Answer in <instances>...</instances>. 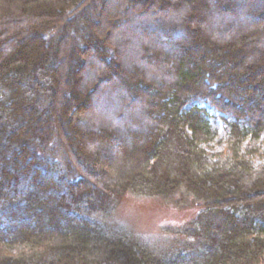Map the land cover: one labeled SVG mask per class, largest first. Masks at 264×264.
<instances>
[{"label": "trees", "instance_id": "obj_1", "mask_svg": "<svg viewBox=\"0 0 264 264\" xmlns=\"http://www.w3.org/2000/svg\"><path fill=\"white\" fill-rule=\"evenodd\" d=\"M154 19L161 45L131 49ZM263 21V0H0V264H264ZM93 102L117 131L82 129ZM127 191L194 217L153 249L100 220Z\"/></svg>", "mask_w": 264, "mask_h": 264}, {"label": "rangeland", "instance_id": "obj_2", "mask_svg": "<svg viewBox=\"0 0 264 264\" xmlns=\"http://www.w3.org/2000/svg\"><path fill=\"white\" fill-rule=\"evenodd\" d=\"M151 22L152 27H138L139 29L137 31L134 30V32H132L133 34L130 33L134 37H129L128 44L129 46H132L138 43L136 44L138 46L137 52H139L140 49H143L145 47L150 48L148 46V42L144 43V40H142V38H144L142 37L143 35L150 38L153 43H159V45H161L160 41L164 40L165 38L164 35L158 33V31L155 29L161 23H159L155 19L153 21L151 20ZM121 24L123 25L122 20H120L119 25ZM262 25H264V21L262 22ZM259 33L260 38L264 37V30L259 31ZM159 47L160 46H157L155 50L161 49V47ZM133 48L134 47L132 46L131 49ZM127 54L131 55L129 61H132L134 53H132V51H130L129 49V51H127ZM133 58L137 62L139 56H134ZM135 66L136 65H134L133 67ZM106 88L107 87L105 86L103 88L97 89L94 96H96V98L100 97L103 94L104 89ZM116 88L113 87L112 90L114 91ZM90 103L92 104V102ZM137 105L135 104V106ZM192 105L204 108L208 113L210 123L216 126L220 133L223 132L224 123L222 117L224 116L220 112L213 109L206 102L195 101L192 102L189 106H187V108ZM91 111L93 117L90 119V123L92 126L89 127L90 129H86L83 124H81L80 116L76 115V118L79 117L80 126L83 130L87 132H94L96 130L100 131L101 128H103L105 131H108V128L109 130L112 128L111 130L113 131L118 130V126L117 128L116 126H114L117 124L112 125L107 120H100L97 118L95 119L96 116L102 115L103 113H108L102 106V103L100 104L99 102L96 104L95 102L94 106L91 107ZM121 118L118 120V122L115 121L120 126L125 124V122L129 118L134 119V117L131 115H127L125 117L121 115ZM133 124L138 125L139 122H135ZM261 144L263 154L260 158L256 159V162L264 164V139ZM218 146L216 147H221ZM214 150L215 148L208 147V151L213 152ZM109 203L110 205L107 207V209H105V211H103V213H98L99 217L101 218L100 220L106 226V228H109V230L120 231L132 238H137L142 243L156 250L170 245L172 240L178 237L176 232L194 217L193 211L187 208H176L172 205V203H168L160 198L139 196L129 191L123 193L120 197H118V199H115Z\"/></svg>", "mask_w": 264, "mask_h": 264}]
</instances>
